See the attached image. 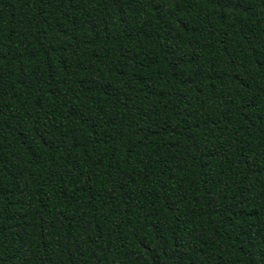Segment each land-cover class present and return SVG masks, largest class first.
Segmentation results:
<instances>
[{
	"label": "trees",
	"instance_id": "obj_1",
	"mask_svg": "<svg viewBox=\"0 0 264 264\" xmlns=\"http://www.w3.org/2000/svg\"><path fill=\"white\" fill-rule=\"evenodd\" d=\"M0 264H264V0H0Z\"/></svg>",
	"mask_w": 264,
	"mask_h": 264
}]
</instances>
